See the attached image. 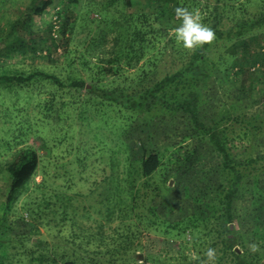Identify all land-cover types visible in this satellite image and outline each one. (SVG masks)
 Here are the masks:
<instances>
[{
	"label": "trees",
	"instance_id": "1",
	"mask_svg": "<svg viewBox=\"0 0 264 264\" xmlns=\"http://www.w3.org/2000/svg\"><path fill=\"white\" fill-rule=\"evenodd\" d=\"M118 1L106 0L91 10L98 16L90 18L95 24L92 31L97 32L87 40L86 50H100L93 53L95 72L89 62L80 61L90 72L87 78L69 73L61 81L39 70L0 74V83L22 85L43 79L57 90L77 93L79 106L81 101L107 105L119 112L148 115L151 120V125L133 130L132 138L125 133L140 144L127 153L123 175L115 172L113 148L105 149L99 141L108 163L101 168L102 185L95 188L101 186L97 192L100 219L94 221V233L82 228L46 250L45 242L36 237L39 227L60 230L69 222L74 224L76 216L86 218L82 211L92 207L86 205L91 196L81 203L82 194L54 188L45 194L44 183L35 184V196H29L23 213H18L28 229L16 238H31L29 247H24L23 240L19 243L23 257L29 264H135L142 253L143 263L209 264L204 254L212 247L216 264H264V93L258 99L251 97L253 83L264 81V0L250 11V0H216L211 7L199 0H152L155 12L140 14L117 11L113 5ZM52 3L48 0L36 14ZM75 5L77 1L70 0L54 10L57 39L51 36L52 22L46 29L47 37L57 41L55 49L62 48L67 67L80 60V56L71 57L69 50L76 28ZM177 7L199 11L201 22L213 29L216 39L195 50L173 41L164 21L175 16ZM112 10L116 12L111 14ZM225 15L229 25L223 22ZM108 33L114 34L110 50L104 47ZM167 48L174 51L179 65L155 79ZM123 68L136 73L131 79L122 78ZM49 94L42 106L44 119L57 124L61 108L56 106L55 92ZM90 125L79 121L81 130ZM156 132L162 143L171 141L169 148L160 151L151 142ZM41 142L47 144L44 139ZM41 160L36 149L26 147L0 169L1 195L4 192L0 230L15 214L17 201L30 190ZM114 221L117 227L106 234L105 223ZM145 235L161 237L158 242L174 255L166 257L165 248L154 254L141 243ZM194 253L198 260L192 259ZM0 259H9L8 253Z\"/></svg>",
	"mask_w": 264,
	"mask_h": 264
},
{
	"label": "rangeland",
	"instance_id": "2",
	"mask_svg": "<svg viewBox=\"0 0 264 264\" xmlns=\"http://www.w3.org/2000/svg\"><path fill=\"white\" fill-rule=\"evenodd\" d=\"M47 1L0 0V74L26 75L39 70L59 76L61 81H64L69 73L73 75L80 74L85 79L90 72L81 65L82 62L80 61L82 60L89 62L92 72H95L96 69L93 66L95 63L93 57L95 56L93 53H97L100 49L95 52L92 49L88 50L89 52L86 50V44L90 42L87 40L94 37L97 32L95 31L94 34L92 31L95 24L90 22V18L97 19L98 16L94 12L92 13L91 10L94 6V9H97L96 7L106 0H75L77 1V5L74 7L76 28L75 33L71 36L69 50L73 54L71 57L78 58L80 56V60L70 67H67L65 63L62 48L59 47V52H56L58 48L57 46L55 49L57 41L50 40L46 35V29L51 24L52 17H54V10L56 11V8L61 7L70 0H51L53 3L49 9L41 15H37V9H40ZM199 1L202 4L209 5V7L216 2V0ZM257 1L250 0L247 3V8L250 7V9L248 8L249 11L255 8ZM125 2H128L129 5H126ZM113 7L123 14L153 13L155 12L156 3L152 0H119L114 3ZM115 12V10L110 11L111 14ZM196 14L200 16L199 11H196ZM226 17L227 15L222 18L223 22L229 25L230 21L226 20ZM168 20L170 21H164L165 26L168 28V35L179 44L175 39L174 29L179 26L180 21L176 16ZM113 37V33L106 35L104 45L106 49L110 50V47H112ZM42 51L47 54L44 56L37 54ZM175 56L174 51L167 48L163 59L159 63L155 79L163 77L179 65V61ZM135 73L136 71H127L125 68L121 72L122 78L128 77L130 79ZM53 91L56 95V106L61 108L58 110L60 118H54L57 119V124L55 121L44 119L42 107L43 103L50 97L49 92ZM263 91L264 81L258 80L253 83L251 97L258 99L262 97ZM80 94L83 95V92L80 91ZM78 100L77 93L68 92L66 89L57 90L56 86H52L50 82L43 79L36 83L22 85L0 83V169L5 168L8 163L14 160L16 153L18 154L26 147L36 149L39 156L42 157L38 172L29 185L30 190L28 189L20 197L13 209L15 214L9 216L8 221L4 223V228L0 230V241L5 240V243L0 245V256L2 253H8L9 255L7 260L0 259V264H29L27 258L23 257L19 243L23 240L24 247H29L31 238H16L27 232L28 229L26 223L18 218V213H23L21 212L22 205L26 203L29 196H35L33 193L35 184L41 182L45 185V194L52 188L69 194H82L83 196H80L81 203H83V198L91 196V201L86 202V205L91 204L92 206L87 211L80 210L78 212V214L81 211L85 213L86 218L76 216L77 218L73 219L74 224L69 222L60 230L56 226L48 228L40 226V234L36 237L45 242V245H47L46 250L53 245H60L64 240L70 239L71 235L77 234L82 228H89L88 230L94 233L95 231L92 230L96 226L94 221L100 219L97 213V207L99 206L97 205V192L101 190V186L95 188L102 185L101 168L108 163L107 152L105 150L104 152L101 151L99 141L104 142L105 149L113 148L114 154L117 155L115 172L123 175L127 163L125 157L131 151L132 145L138 146L140 144V141L136 138L132 141L127 139L125 133H131L136 128L140 129L151 123L149 116L145 114L119 112L107 105L95 103L94 105L91 102L85 103L84 101H81L82 105L79 106ZM80 117L83 120H80ZM79 121H84V125L87 122L91 125L81 130ZM157 133L155 136L153 135L151 142L156 144L160 151H164L165 148H169L171 141L162 143ZM127 137L132 138V133ZM41 139L47 141V144L42 145ZM82 147H86L85 150L89 154L84 152ZM31 189H33L32 193ZM93 190L94 193L90 194L89 191ZM2 195L0 192V198ZM116 227L117 223L115 221L111 224L105 223L104 231L106 234H110L111 230ZM8 239V245H6ZM161 239V237L157 239L153 235L148 237L145 235L142 237L141 243L150 247L156 255L161 252L160 249L165 248L164 250L168 252L166 257H169L172 252L169 251L168 247H164L163 244L158 242L162 241ZM32 241L35 242L36 238ZM170 243L168 241V246H170ZM95 248L97 246H93V249ZM139 255L138 262L135 264H152L141 262L140 259L143 258V254L139 253Z\"/></svg>",
	"mask_w": 264,
	"mask_h": 264
},
{
	"label": "clouds",
	"instance_id": "3",
	"mask_svg": "<svg viewBox=\"0 0 264 264\" xmlns=\"http://www.w3.org/2000/svg\"><path fill=\"white\" fill-rule=\"evenodd\" d=\"M175 16L180 21L179 26L174 29L175 39L184 49L195 50L216 39L213 29L202 23L200 16L194 11L177 7ZM252 248L255 250L256 246L252 245ZM204 255L209 264H216L217 252L215 248L209 247ZM192 259L198 260L199 257L194 253Z\"/></svg>",
	"mask_w": 264,
	"mask_h": 264
},
{
	"label": "built area",
	"instance_id": "4",
	"mask_svg": "<svg viewBox=\"0 0 264 264\" xmlns=\"http://www.w3.org/2000/svg\"><path fill=\"white\" fill-rule=\"evenodd\" d=\"M56 11H58V8H56ZM52 24L54 25V27H53V30H52V33H51V36H53L54 38H56V37H58V31H59V29H58V26H57V24H56V17H53L52 18ZM59 50H60V48L58 47L57 49H56V52H59ZM38 55H46L47 53L45 52V51H42V52H38L37 53Z\"/></svg>",
	"mask_w": 264,
	"mask_h": 264
},
{
	"label": "water",
	"instance_id": "5",
	"mask_svg": "<svg viewBox=\"0 0 264 264\" xmlns=\"http://www.w3.org/2000/svg\"><path fill=\"white\" fill-rule=\"evenodd\" d=\"M169 185H171V182L169 183ZM140 255L137 256V259L139 258Z\"/></svg>",
	"mask_w": 264,
	"mask_h": 264
}]
</instances>
